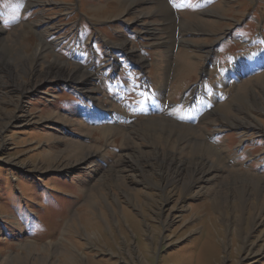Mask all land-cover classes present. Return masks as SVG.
<instances>
[{"label":"rangeland","instance_id":"rangeland-1","mask_svg":"<svg viewBox=\"0 0 264 264\" xmlns=\"http://www.w3.org/2000/svg\"><path fill=\"white\" fill-rule=\"evenodd\" d=\"M263 48L264 0H0V264H264Z\"/></svg>","mask_w":264,"mask_h":264},{"label":"bare ground","instance_id":"bare-ground-1","mask_svg":"<svg viewBox=\"0 0 264 264\" xmlns=\"http://www.w3.org/2000/svg\"><path fill=\"white\" fill-rule=\"evenodd\" d=\"M137 11H138V10H137ZM155 28H156V27H155ZM147 29H148V28H147ZM158 31H159L158 29H155L153 32H150V31H149V32L152 34L151 37L154 38V40H155V37H154V36H155V32L158 33ZM149 36H150V35H149ZM146 37H147V36H146ZM40 43H41V42H40ZM38 52H39V51H38ZM38 52H37V53H38ZM258 62L261 63V60H259ZM113 64H114V63H113ZM56 69H58V71L61 72V73L63 72L62 74H64V73L66 72V69L64 68V66H63V67L61 66L60 68L57 67ZM86 69H87V68H86ZM90 70H91V69H90ZM81 71H82V70H81ZM74 72H75V69H73V70L70 71L69 73H74ZM87 72H88V71H87ZM69 73H68V74H69ZM90 73H91V72H90ZM55 76H56V75H55ZM82 76H83V75H82ZM65 78H66V77H65ZM67 79H68V78H67ZM74 80H75V79H74ZM79 80H80V79H79ZM80 81H81V80H80ZM82 81H83V80H82ZM79 83H80V82H79ZM83 83H84V82H83ZM81 84H82V82H81ZM78 87H79V86H78ZM78 89H79V88H78ZM80 89H81V88H80ZM84 89L86 90V88H84ZM192 89H193V88H192ZM87 90H88V89H87ZM193 90H195V89H193ZM88 91H89V90H88ZM82 92H83V91H82ZM84 92H85V91H84ZM85 93H86V92H85ZM87 97H88V96H87ZM88 98H90V97H88ZM202 142H203V141H202ZM202 144H203V143H202ZM197 147H198V146H197ZM204 147H205V146H204ZM200 148H201V147H199V149H200ZM202 150H203V151H206V152L208 153V150H206V149H202ZM202 150H201V151H202ZM197 152H198V151H197ZM203 153H205V152H203ZM210 155H211V152H210ZM202 157H203V155L200 156V159H201ZM205 157H206V156H205ZM205 157H204V158H205ZM202 160H205V159H202ZM202 160H200V161L198 160V161L194 162V166H195V167H194L193 173H194V174H198V173H199V170H200L201 168L204 167V168H205V171L203 172V174H204V176H206L207 173L210 172V171L212 172L213 167H214V166H217V165H216V164H208V165L206 166V164H205L204 161H202ZM219 161H220V160H219ZM219 161H218V162H219ZM218 162H217V163H218ZM220 163H221V162H220ZM218 164H219V163H218ZM193 176H194V175H193ZM193 176H192V177H193ZM208 178H209V177H208ZM198 180H199V179H197V181H198ZM209 182H210V181H209ZM251 182H252V181H251ZM190 183H191V182H190ZM186 189H187V188H186Z\"/></svg>","mask_w":264,"mask_h":264},{"label":"snow or ice","instance_id":"snow-or-ice-1","mask_svg":"<svg viewBox=\"0 0 264 264\" xmlns=\"http://www.w3.org/2000/svg\"><path fill=\"white\" fill-rule=\"evenodd\" d=\"M20 6H22V5H20Z\"/></svg>","mask_w":264,"mask_h":264}]
</instances>
